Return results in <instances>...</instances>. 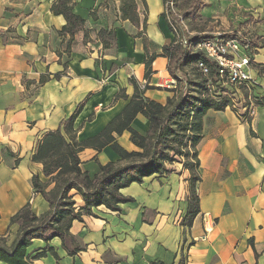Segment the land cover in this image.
<instances>
[{"label": "crops", "instance_id": "obj_1", "mask_svg": "<svg viewBox=\"0 0 264 264\" xmlns=\"http://www.w3.org/2000/svg\"><path fill=\"white\" fill-rule=\"evenodd\" d=\"M53 1L0 0V236L6 245L18 229L9 220L21 206L29 202L37 215L49 210L30 182L33 173L47 180L41 163L32 161L46 132L78 110L75 140L98 134L131 99L132 79L145 87L144 97L161 104L177 98L181 89L159 84L172 81L162 48L176 40L162 0H136L138 25L120 18L119 0H74L84 28L71 38L60 33L66 21L50 10ZM200 1L196 18L217 23L199 34L213 35L221 28L245 36L253 85L220 88L252 104V95H264V0ZM110 30L115 40L105 47L99 33ZM144 45L156 56L150 79L144 78ZM241 106L235 104L237 112L227 106L202 115L195 145L199 212L189 225L177 221L188 209L180 176L187 169L149 175L120 189L133 201L121 203L119 212L98 206L93 215L71 222L74 240L66 245L75 254L53 237L48 245L57 257L47 255L32 264H264V104L256 105L251 116ZM132 121L140 134L150 123L141 114ZM114 136L125 150H139L129 132ZM79 159L81 169L92 174L118 156L106 145L100 151L82 149ZM73 200L76 207L83 203L79 194ZM46 244L36 238L27 253Z\"/></svg>", "mask_w": 264, "mask_h": 264}, {"label": "trees", "instance_id": "obj_2", "mask_svg": "<svg viewBox=\"0 0 264 264\" xmlns=\"http://www.w3.org/2000/svg\"><path fill=\"white\" fill-rule=\"evenodd\" d=\"M162 1L163 4L167 2V0ZM197 2L198 0H195L191 7H196ZM73 5L74 0H54L50 6L53 14H61L65 18L66 25L62 27L60 33L68 34L70 38L84 28V20L74 12ZM118 8L121 19L135 25L139 24L136 0H119ZM164 16L170 20L169 27L173 24L181 38H185L187 34L178 16H175L168 6ZM145 23L143 19L144 26ZM99 37L102 38L105 47L115 40L113 30L100 31ZM205 37L211 36L199 34L193 39ZM176 40L173 39L168 46L162 48L168 59V75L176 80V86L171 91L178 89L182 80L178 74L185 70L186 64L197 63L196 61L200 58L208 64L209 76L213 80L216 71L214 63L203 57L201 52H189ZM144 50V78L150 79L151 62L156 56L148 54L146 45ZM132 84L134 90L131 99L98 134L87 140H75L76 129L73 127V122L78 112L76 110L74 114L60 122L57 129L46 132L42 137L43 139L33 152L32 161L41 163L42 174L47 180L42 181L37 173H33L30 182L33 193L42 195L48 203L49 210L37 215L30 209V203L27 202L11 216L9 224L18 225V229L10 245H6V239L0 236V262L32 264L34 260L47 255L52 254L57 257L53 247L48 245L53 237L61 240L62 247L67 249L69 254H75L77 250H68L66 245L67 242L74 240L69 233L72 221H82L84 215H93V209L98 206L119 212L121 203L133 201L132 198L124 196L120 189L133 182H142L144 177L149 175L169 173L171 169L167 164L180 162L179 157L190 156L191 158L190 163H184L192 174V180L187 199L188 209L183 219L187 225L192 222V218L199 212L195 190V183L199 180L197 175L199 162L195 145L201 139L202 115L208 109L223 110L227 106L234 107L237 112L239 107H235V104H242L241 108L246 107L245 114L248 115L250 103L246 99L241 102L232 89L220 88L221 85L218 83H215L218 90L210 93L204 83L199 85L198 96H186L180 92L177 98L167 97L165 103L161 104L144 97L145 87L140 89L135 79H132ZM120 94L122 93L119 92ZM244 95L246 97L247 92ZM252 103L254 107L264 104V95H252ZM137 114L143 115L150 122L144 134L138 133L132 126V120ZM123 131L129 132L131 142L139 150H125L116 142L114 135ZM106 145L116 153L118 159L99 165L95 173L89 174L83 171L79 166V152L87 147L100 151ZM50 184H52L51 187H49ZM77 194L81 196L83 203L76 207L73 196ZM36 238L43 239L47 244L36 249L33 254L27 253V248Z\"/></svg>", "mask_w": 264, "mask_h": 264}, {"label": "built area", "instance_id": "obj_3", "mask_svg": "<svg viewBox=\"0 0 264 264\" xmlns=\"http://www.w3.org/2000/svg\"><path fill=\"white\" fill-rule=\"evenodd\" d=\"M165 13L168 2L164 4ZM169 7V6H168ZM166 20L170 21L166 16ZM171 30L176 34V28L173 24L170 25ZM195 36H185V38L178 37L176 34V41L181 43L184 48H187L192 53H202L209 62L215 65L214 82L209 76V66L202 58L198 59L196 65L203 76H206V88L210 93H215L218 89L215 83L221 86H240L250 88L252 87V77L249 74L251 60L247 53L246 38L243 33L239 32H214L211 37L200 39H193ZM161 86L173 89L176 86V80L172 77L171 82H159ZM225 93V92H223ZM252 101V100H249ZM248 116L254 112L253 103L248 108Z\"/></svg>", "mask_w": 264, "mask_h": 264}, {"label": "rangeland", "instance_id": "obj_4", "mask_svg": "<svg viewBox=\"0 0 264 264\" xmlns=\"http://www.w3.org/2000/svg\"><path fill=\"white\" fill-rule=\"evenodd\" d=\"M167 2L173 14L175 16H178L180 23L183 26L184 32L185 34H187V36H192V35L197 36L200 30L209 31L211 30L210 28L217 23V22H213L215 20L214 18L208 19L205 23H204L205 20L196 18L197 14H199V9L202 8L200 0H198V2L196 3V7L194 8L191 6L195 2V0H167ZM211 22H213V24H211ZM218 29H219L218 32L222 33V29L221 28ZM171 32L172 34H174V37H176V34L178 35V37H181L178 31H176V34L174 33V31ZM205 35L212 36L211 34L208 33H206ZM178 76L182 80L177 88H181L179 91L184 93L186 96L187 95L198 96L200 93L199 90L201 84L204 85V83L207 82L206 76H203L200 73L196 63L193 62L186 64L185 70L180 72ZM169 153L170 155H172L171 152ZM176 158H178V156H176ZM179 158L181 161L180 162L175 161L174 163L169 164V169H171L174 172L177 171L178 173H182L184 169H187L188 172L185 175H180V176H182L183 178L184 188L187 187L186 188L188 190L187 195L189 196L190 194L189 187L192 180V174H190V170L188 169V167L184 165V163H190L191 158L190 156L188 158L185 157H179ZM123 164H125V162ZM188 196H186L187 199ZM180 217L181 215H179V217L177 216V221L184 223L185 222L184 219L183 218L181 219Z\"/></svg>", "mask_w": 264, "mask_h": 264}]
</instances>
